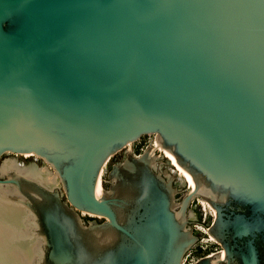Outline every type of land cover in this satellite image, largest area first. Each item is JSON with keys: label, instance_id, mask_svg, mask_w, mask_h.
I'll return each mask as SVG.
<instances>
[{"label": "water", "instance_id": "95a60500", "mask_svg": "<svg viewBox=\"0 0 264 264\" xmlns=\"http://www.w3.org/2000/svg\"><path fill=\"white\" fill-rule=\"evenodd\" d=\"M9 152L63 192L0 178V264H183L196 200L222 249L193 264H264V0H0Z\"/></svg>", "mask_w": 264, "mask_h": 264}, {"label": "rangeland", "instance_id": "374dc122", "mask_svg": "<svg viewBox=\"0 0 264 264\" xmlns=\"http://www.w3.org/2000/svg\"><path fill=\"white\" fill-rule=\"evenodd\" d=\"M157 135L155 134H148L142 136L138 141L132 142L130 146L127 148L119 150L115 155L112 156L110 159L109 163L106 165L105 171H104V179H106L107 172L111 168V165L117 162H121L125 155L126 151L128 149H131V151L135 154H139L143 152L150 144H152L154 141H156ZM11 157L9 153L4 154L2 157H0V174L3 171V166L6 164V159ZM17 160L20 163L25 164V166L28 163L26 161L24 156H17ZM42 158V157H41ZM31 162H38L39 166H42L41 161H34L31 159ZM48 163V162H47ZM19 166V165H18ZM49 167V166H48ZM165 165H161L160 163L157 165V168L163 169L165 168ZM52 171L54 169L50 167ZM172 170V169H170ZM176 182H178V187L180 189V193L178 194V198L180 199L181 197L184 196V194L187 191L186 186L183 185V183L180 182V179L177 178ZM190 212L192 213V220L200 222L199 224V231L198 234L202 238L201 241H199L196 245H193L190 250L187 252L183 264H193L196 261H198L200 258L210 254L213 251H216L219 249V246L217 245L215 240H209L210 236L208 235L206 229L209 227L210 222L212 221L213 217L212 215V208L210 206L207 207V209L204 207V204L198 205L196 202L192 204V207L190 208ZM100 219V218H99ZM103 219V218H102ZM102 221V220H101ZM195 228V223L191 224ZM198 228V226L196 227ZM196 230V229H195Z\"/></svg>", "mask_w": 264, "mask_h": 264}, {"label": "flooded vegetation", "instance_id": "af4514ba", "mask_svg": "<svg viewBox=\"0 0 264 264\" xmlns=\"http://www.w3.org/2000/svg\"><path fill=\"white\" fill-rule=\"evenodd\" d=\"M131 150V149H130ZM10 154V156L11 157H9V158H7L6 159V166L7 165H9L10 163H11V158H15L16 159V161L18 162V160H17V156H24V155H17L16 153H9ZM25 157V159H26V161H28V163L26 164V165H28V166H23V165H21V163L20 162H18V163H20L19 164V167L21 166H23L22 168H26L27 170H28V172L29 173H31V174H33V173H36L37 174V172H35L34 170H36V171H46L47 170V172H46V174H44V175H33V176H29V177H32V178H35L36 180H38V182H40L41 184H43L44 186H46V187H49V188H51V190L52 189H54V188H56V185H55V183H56V181L54 180V179H52L53 178V176H52V178H51V180H54L53 182H51V184H53V186H51V185H49V183H45V181L43 180V179H45V180H48L49 181V176L50 175H52V174H54L55 176H54V178H56V180L59 182V187H60V191H61V193L63 192V189H62V185H61V183H60V179H59V177H58V175L56 174V172H55V169L49 164V163H47V161L46 160H44L43 158H41V157H39V156H37V155H32V156H24ZM31 159L32 160H36V161H41V163H42V166L40 167L39 166V163L38 162H31ZM117 163H120V162H117ZM115 164V163H114ZM25 165V164H24ZM113 165V164H112ZM112 165H111V167H112ZM49 166V167H48ZM4 167L5 166H3V170L5 171V169H4ZM50 167H52L53 169H54V171H52V169H50ZM4 171H2V173L0 174V178H6L7 176H6V172H4ZM8 171H13V169H10L9 168V170ZM19 172V171H18ZM53 172V173H52ZM48 175V176H47ZM41 177V178H40ZM48 177V178H47ZM106 186H107V184H105ZM10 187H12V186H10ZM13 189H15L14 187H12ZM64 199H65V196H64ZM194 202H196L198 205H201L202 204V202L200 201V200H196V201H194ZM193 202V203H194ZM201 202V203H200ZM79 213H80V215H82V219H83V221L85 222V224H88L89 223V220H93V219H97L99 222H101V220L103 221V219L101 218V217H99V216H96V215H91V214H89V213H86V212H83V211H80L79 210ZM212 217H213V219H214V214H213V212H212V215H211ZM100 218V219H99ZM213 219H212V221H213ZM193 221V223H195L196 225H195V229H196V231L198 232L200 229H199V223L200 222H198V221H195V220H192ZM211 221V222H212ZM211 222H210V224H211ZM210 224H209V226H210ZM198 226V228H196ZM208 228V227H207ZM200 232V231H199ZM208 233V235L210 236L211 234L209 233V232H207ZM199 235V234H198ZM200 237V236H199ZM201 237H200V239H199V241H201ZM198 241V242H199ZM216 241V243H217V245L219 246V249L218 250H216V251H213V252H211L210 254H212V253H215V252H217V251H220L221 249H222V246H221V244L217 241V240H215ZM209 255V254H208Z\"/></svg>", "mask_w": 264, "mask_h": 264}, {"label": "bare ground", "instance_id": "6f19581e", "mask_svg": "<svg viewBox=\"0 0 264 264\" xmlns=\"http://www.w3.org/2000/svg\"><path fill=\"white\" fill-rule=\"evenodd\" d=\"M132 143H130V144H128L127 145V147L128 146H130ZM153 144H157V145H159V142L156 140V141H154L153 142ZM159 149H161V150H163V148L162 147H159ZM9 153H12V152H9ZM164 153L168 156V157H170V163H173L174 165H176V167L178 168V170H177V172H179L181 175H184V181H186V184H188V183H190V179H191V176H186V169H184L179 163H178V161H177V158H176V156L173 154V153H171V152H169V151H165V149H164ZM17 155H24V156H32V155H35V154H33V153H16ZM11 160V163L9 164V165H4L5 167H4V169H5V171L4 172H7L8 170H9V168L10 169H13L14 171H19V173H23L24 175H28V176H33V175H44V174H46V172H47V170L46 171H36V170H34L35 172H37V174L36 173H33V174H31V173H29L28 172V170L26 169V168H22L23 166H25L23 163H21V165H23L22 167L20 166H18L20 163H18L17 161H16V159L15 158H11L10 159ZM104 171L105 170H103V175H104ZM53 173V172H52ZM48 176V175H47ZM52 176H53V178H52ZM54 174H52V175H50L49 176V181L48 180H45V179H43L44 181H45V183L47 184V183H49V185H51V186H53V184H51V182H53L54 180L56 181V183H55V185H56V187H59V182L56 180V178H54ZM41 178V177H40ZM51 178L52 179H54V180H51ZM102 192H103V182H102ZM201 201V200H200ZM203 204H204V207L207 209V207L209 206L208 205V203H206L205 201H201ZM200 202V203H201ZM202 205V204H201ZM211 207V206H210ZM212 208V207H211ZM212 212H213V214H215V210L212 208ZM91 215H94V214H91ZM206 231L208 232V230L206 229ZM209 240H216L215 239V237L213 236V235H210V238H209Z\"/></svg>", "mask_w": 264, "mask_h": 264}]
</instances>
